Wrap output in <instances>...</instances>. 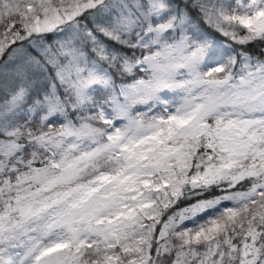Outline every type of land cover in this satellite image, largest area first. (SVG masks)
Instances as JSON below:
<instances>
[{
	"label": "snow or ice",
	"instance_id": "snow-or-ice-1",
	"mask_svg": "<svg viewBox=\"0 0 264 264\" xmlns=\"http://www.w3.org/2000/svg\"><path fill=\"white\" fill-rule=\"evenodd\" d=\"M0 264H264V0H0Z\"/></svg>",
	"mask_w": 264,
	"mask_h": 264
}]
</instances>
